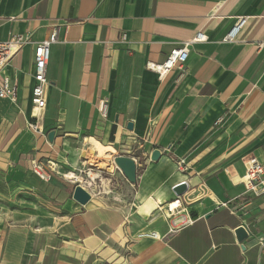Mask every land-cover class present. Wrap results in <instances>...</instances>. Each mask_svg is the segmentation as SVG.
I'll use <instances>...</instances> for the list:
<instances>
[{
  "label": "crops",
  "instance_id": "obj_1",
  "mask_svg": "<svg viewBox=\"0 0 264 264\" xmlns=\"http://www.w3.org/2000/svg\"><path fill=\"white\" fill-rule=\"evenodd\" d=\"M239 16L246 24L224 41ZM198 31L206 40L190 46L184 70L160 78L147 69ZM53 32L37 112L35 42ZM15 34L31 43L1 71L17 100L0 98V264H264L263 177L256 191L240 180L248 158L264 161V0H0V41ZM117 155L134 160L136 182L115 170L110 193L74 200L65 173L95 165L109 175ZM182 181L179 197L172 187ZM177 197L181 207L168 212ZM180 217L192 222L173 224Z\"/></svg>",
  "mask_w": 264,
  "mask_h": 264
},
{
  "label": "built area",
  "instance_id": "obj_2",
  "mask_svg": "<svg viewBox=\"0 0 264 264\" xmlns=\"http://www.w3.org/2000/svg\"><path fill=\"white\" fill-rule=\"evenodd\" d=\"M248 17L239 16L234 22L231 29L226 33L224 37V41H235L238 33L244 27L247 22ZM125 35L121 36V39H124ZM206 36L203 32L198 31L195 36L187 41H183L179 47L173 48L165 60L161 63L148 61L146 63V67L149 70H152L158 74L160 78L164 77L171 69L177 67L180 70H184L185 62L189 55L190 46L194 42L205 41ZM55 42V32L51 33L48 39H44L42 41L35 42L34 54H33V79L34 85L31 91V103L33 105V109L35 111H42L46 107L47 95H46V87L48 85V80L46 78V70L47 64L49 61L50 54V46ZM31 43L29 35H21L15 34L10 35V37L4 41H0V98H6L11 102H16L17 100V86L16 83H11L10 79L5 76H1V71L7 65V63L12 59V57L17 54L20 49L26 45ZM110 107V98L108 96L98 97L96 103V109L98 115L106 120L109 113ZM220 121V119H219ZM29 127L32 130L38 129L37 123H30ZM177 166L180 170H185L186 165L184 159H178ZM246 171L244 176L240 178V180L246 185V187L251 188L256 191V185L254 181L262 176L263 180L259 181V183H264V161H258L255 157H250L245 161ZM110 167L114 168L110 171H107L109 175L106 177L102 176L101 169L96 171L95 165H92L91 168L87 170H79L77 175L74 178H71L77 185H81L91 196H95L98 194H107L112 191L114 187L117 186V182L114 179V171H120L117 166L113 162V158L111 160ZM32 171L42 179H48L49 175H47L37 161H32L31 163ZM121 172V171H120ZM202 185H199V193L201 195H207V191L205 188H201ZM222 206H226L225 203L221 204ZM130 207H135V204L131 202ZM181 207V203L179 197L174 199L173 201L167 204V211L172 213L176 209ZM170 216V215H168ZM177 222L181 224H186L192 222L191 219L183 220V217H180L173 224ZM138 237H160L156 231H142L137 234Z\"/></svg>",
  "mask_w": 264,
  "mask_h": 264
},
{
  "label": "water",
  "instance_id": "obj_3",
  "mask_svg": "<svg viewBox=\"0 0 264 264\" xmlns=\"http://www.w3.org/2000/svg\"><path fill=\"white\" fill-rule=\"evenodd\" d=\"M128 128H132V124L128 123ZM53 131H50L48 133V139L52 140L53 138ZM160 156V150L159 148H155L150 155L151 160H157ZM113 162L117 166V168L121 171V173L124 175V177L130 182L135 183L136 182V164L134 160L130 157L123 156V155H117L113 157ZM188 189V184L186 181H182L180 183H177L172 187V191L176 196H182ZM73 199L76 200L80 204H85L89 201L90 195L89 193L81 186L76 185L73 190ZM235 238L238 243L241 244V248L244 249L243 241L248 236V231L243 225H238L234 229Z\"/></svg>",
  "mask_w": 264,
  "mask_h": 264
},
{
  "label": "rangeland",
  "instance_id": "obj_4",
  "mask_svg": "<svg viewBox=\"0 0 264 264\" xmlns=\"http://www.w3.org/2000/svg\"><path fill=\"white\" fill-rule=\"evenodd\" d=\"M84 155H86L89 158V163H93L95 165H98V167H100V168H107L108 165H107V162H106V158L105 157L101 156V157L95 158V156L92 155V153H90L89 151L88 152H85ZM95 160H96V162H94ZM65 175H66V173H65ZM102 176L106 177L107 174H103Z\"/></svg>",
  "mask_w": 264,
  "mask_h": 264
},
{
  "label": "bare ground",
  "instance_id": "obj_5",
  "mask_svg": "<svg viewBox=\"0 0 264 264\" xmlns=\"http://www.w3.org/2000/svg\"><path fill=\"white\" fill-rule=\"evenodd\" d=\"M94 162H96V160L94 161ZM101 166V165H100ZM105 166V165H104ZM67 178H74L75 177V175L74 174H72V173H66V175H65Z\"/></svg>",
  "mask_w": 264,
  "mask_h": 264
}]
</instances>
